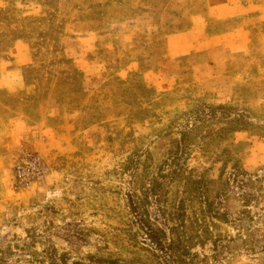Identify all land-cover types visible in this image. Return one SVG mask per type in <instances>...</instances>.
<instances>
[{
	"label": "rangeland",
	"instance_id": "374dc122",
	"mask_svg": "<svg viewBox=\"0 0 264 264\" xmlns=\"http://www.w3.org/2000/svg\"><path fill=\"white\" fill-rule=\"evenodd\" d=\"M197 2L0 0V264H264V0L237 52L178 57Z\"/></svg>",
	"mask_w": 264,
	"mask_h": 264
},
{
	"label": "crops",
	"instance_id": "0c3cea01",
	"mask_svg": "<svg viewBox=\"0 0 264 264\" xmlns=\"http://www.w3.org/2000/svg\"><path fill=\"white\" fill-rule=\"evenodd\" d=\"M1 6V5H0ZM194 14H192L190 27L182 35L188 39V44L182 45L185 48L189 45L186 52L177 54L180 57L185 53L204 46V49L221 47L228 49L231 53L237 52L243 44H248L252 18L251 8L244 0H199L195 3ZM208 26L217 33L209 38ZM209 28V29H210ZM206 33V34H205ZM213 42V45L210 44ZM28 47L24 42H18L10 51V57L5 64L13 67L14 70L4 72L10 77H17V69L27 65L30 60L28 57ZM170 61V59H168Z\"/></svg>",
	"mask_w": 264,
	"mask_h": 264
},
{
	"label": "built area",
	"instance_id": "2783aa9c",
	"mask_svg": "<svg viewBox=\"0 0 264 264\" xmlns=\"http://www.w3.org/2000/svg\"><path fill=\"white\" fill-rule=\"evenodd\" d=\"M48 167L42 157L32 151H24L13 165V179L21 188L39 185L45 181Z\"/></svg>",
	"mask_w": 264,
	"mask_h": 264
},
{
	"label": "trees",
	"instance_id": "16d2710c",
	"mask_svg": "<svg viewBox=\"0 0 264 264\" xmlns=\"http://www.w3.org/2000/svg\"><path fill=\"white\" fill-rule=\"evenodd\" d=\"M142 229L147 235L149 241L156 246L158 249H162V238H164V234L161 232L154 231L147 223L142 224ZM160 234L162 237H160ZM72 264H81V263H72Z\"/></svg>",
	"mask_w": 264,
	"mask_h": 264
}]
</instances>
